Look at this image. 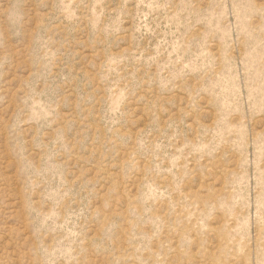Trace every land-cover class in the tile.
I'll return each instance as SVG.
<instances>
[{"label":"rangeland","instance_id":"374dc122","mask_svg":"<svg viewBox=\"0 0 264 264\" xmlns=\"http://www.w3.org/2000/svg\"><path fill=\"white\" fill-rule=\"evenodd\" d=\"M0 264H264V0H0Z\"/></svg>","mask_w":264,"mask_h":264}]
</instances>
